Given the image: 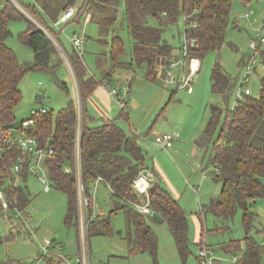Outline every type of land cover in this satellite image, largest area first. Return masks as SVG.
Returning a JSON list of instances; mask_svg holds the SVG:
<instances>
[{"label":"trees","instance_id":"1","mask_svg":"<svg viewBox=\"0 0 264 264\" xmlns=\"http://www.w3.org/2000/svg\"><path fill=\"white\" fill-rule=\"evenodd\" d=\"M120 1L82 0L76 7L78 0H33L31 3L21 0L62 44L52 22L57 20L59 14L67 7L74 6L76 12L65 23V27L71 22L80 23L74 21V18L84 7H88L92 15H96V21L104 34L114 26L118 18ZM123 2L132 39L133 60L139 68L145 69V77L154 81L158 76L157 65L165 64L175 56L174 46L163 37L166 26L177 24L182 18L183 35L188 41V58L196 56L200 59L210 51L220 49L225 43L233 0H123ZM19 19L25 20L28 25L20 34V39L33 50L34 57L29 62H21L15 50L7 42L12 36L10 23ZM154 21H158V24ZM182 48L180 47L179 54ZM66 51L74 67L82 99L81 162L87 194L92 196L93 182L98 175H101L109 183L115 209L124 210L128 225L126 239L130 250L147 251L157 260V236L147 219V214L141 213L133 206L134 202L144 203L149 199L151 208L158 211L168 222L176 248L185 263L190 253L188 213L168 189L159 183L151 184L148 197L135 191L133 188L135 178L141 170H148L145 166V152L138 142V135L134 131L126 132L117 119H103L100 125H91L93 120L85 112V103L87 95L95 88L98 80L93 73L88 75L90 71L86 67L83 54L80 55L75 49L73 52L67 49ZM122 52L123 42L120 36L115 34L112 46L114 68L121 66ZM259 52L264 64V50L261 49V45ZM64 61L54 42L42 29L11 0H0V123H12L16 120L14 110L23 97L20 82L28 71L44 70L57 76L56 72ZM132 62L126 63L133 67ZM255 68L256 66L253 69ZM260 84L261 92L258 97L247 95L235 111L228 107L227 119L220 134L222 137H219L212 147L210 159V163L215 167L212 177L222 183L221 189L209 203L200 207L202 213L210 212L215 217L224 218L233 216L241 209L242 224L246 231L251 228L252 221L256 217L249 209V205L264 197V74ZM60 85L65 90L68 89L66 81H60ZM211 89L224 99H227L233 91L229 74L218 62L212 68ZM209 109L207 125L200 138L202 141L213 135L222 112L215 103H211ZM77 118V104L73 98L58 112L55 120L50 111L40 115L32 134L43 144L49 142L55 147L54 156L47 160L51 182L53 186L68 195L66 222L68 225L74 223L78 231L74 172ZM221 138L224 140L219 143ZM14 156L15 154L10 152L0 158V182L9 175V167ZM9 192L18 200L20 209L25 208L30 202L27 188L23 186L11 188ZM91 211L93 212V209ZM88 228L90 244V237L94 234L111 232L110 215L102 218L100 222L97 218H92ZM236 241L231 240L224 249L241 250L240 242L236 243ZM244 241V252L234 264L264 263V242H258L249 235H246ZM222 261H219V264H224ZM0 264H19V262L0 260Z\"/></svg>","mask_w":264,"mask_h":264},{"label":"rangeland","instance_id":"2","mask_svg":"<svg viewBox=\"0 0 264 264\" xmlns=\"http://www.w3.org/2000/svg\"><path fill=\"white\" fill-rule=\"evenodd\" d=\"M32 1L23 0L25 3H31ZM81 2L82 0H78L76 7ZM88 15L91 16V20L84 23ZM96 19V15L93 16L91 10L84 7L74 18V21H80V23L71 22L63 32L60 29L65 26V23H61L55 27V31L69 52L74 51L70 38L74 36L75 32L80 37H85L83 48H81L83 59L87 69L98 79L102 78L106 69H109V73L116 71L115 82L117 80L123 83L127 75L136 77V81L139 80V83L133 84L131 90L132 98H136V105H134L139 106L141 109V111L138 108L134 110L133 114L136 117L135 112L138 114L142 112L143 107L152 98L154 90L157 91L156 87L161 89L164 87L159 86V84L163 85L162 70L166 63L157 65V74L162 77L159 79L160 81L147 80L146 85L140 86L143 84L142 78L146 74L145 69L139 68L132 57V39L125 17L123 0L120 1L118 18L107 33L103 34L101 32ZM154 22L158 24V21ZM27 26V22L22 19L11 22L9 26L12 36L7 39V42L15 50L21 62L32 61L34 57L33 50L20 39V34L27 29ZM183 30L184 20L181 18L177 24L166 26L163 35L174 46L175 55L179 54L180 47L182 48L185 44ZM115 34L120 36L123 42V52L120 58L121 66L116 68H114V60L112 59ZM259 34L264 37V0H233L230 24L222 47L210 51L204 57H200L199 71L195 75L194 82L190 83L189 86L177 88L175 84H171V88L165 90V98H163V95L162 97L158 96L157 99H154V97L152 109L150 110L152 116L144 124L143 130L136 128L138 140L145 152V165L151 171L154 158L159 159L166 165L167 175L175 185L178 195L176 198L188 213L190 253L186 262L184 263L180 257L166 220L163 222L150 220L158 239V262L147 251H131L126 239L128 225L124 210L115 209L109 188L105 183L101 182L99 184L97 180H94L91 189L93 190L98 184L99 186L98 190L94 189L96 193L93 218H97L100 222L102 218L110 215L112 229L111 232L96 233L90 237L92 264H199L197 256L202 234L206 243L214 250L215 255L223 259L224 264H234L232 257L234 254L238 255L240 249H224L231 240H237L236 243L240 242L242 250L245 249L244 238L246 235L253 237L258 242H264V197L249 205V209L255 213L256 217L252 221L251 228L247 231L242 224L241 209L228 218L215 217L210 212L202 213L200 209L201 205L204 206L209 203L210 199L215 197L221 189L222 183L215 181L212 177L215 167L210 163L211 151L219 137H222L220 134L227 119L228 107L231 108L236 103V94L239 90L238 81L244 72L242 68L243 61L248 60L250 56H254L257 63L256 68L249 74L248 82L244 84V88H250L252 97L260 95V79L264 74V64L259 50L255 51L250 44L252 39H256ZM261 49L264 50V42ZM60 56L63 57L61 53ZM177 57H180L182 62L184 61L183 53H180ZM130 61H133V67L126 63ZM217 62L229 74L233 83V91L227 99H224L219 93L212 92L211 89V72ZM56 74L57 76L49 71L35 69L28 71L23 76L20 82L23 97L14 110L16 120L21 121L30 114L31 108L42 105L52 112L53 120H55L58 112L70 100L75 98L73 79L65 61ZM60 81L67 82V90L61 87ZM39 82H42V84H39ZM120 86H128V84ZM170 93L173 98L166 105ZM161 98L162 101L160 102ZM118 99L121 101L120 98ZM209 102L217 104L222 109L209 148L204 152L199 151V156H195L193 154L194 141L188 140L189 146L184 147L186 141L180 146L179 152L175 154L174 161L179 163V166L172 163L173 154H168L169 157L164 153L158 154V150L160 152L167 150L155 144L156 133H148L157 113L161 110L168 115L170 120L185 123L188 132L193 133L202 127L205 117L208 119ZM127 124L129 122L123 123V127L126 132H131L130 128H127ZM145 136H148V138ZM222 139L219 143H222ZM50 185V190L47 191L45 184L34 174H30L22 182V186L27 188L30 202L25 208L20 209L21 216L18 214V210L13 207H10L7 211L2 209L0 212V260L26 261L28 264H68V261H75V256L78 253L79 230L77 231L74 223L68 225L66 222L68 195L53 186L52 182H50ZM161 186L168 188L166 182H163ZM92 190L91 192L94 193ZM100 213L105 214L97 216ZM77 222L79 229V219H77ZM203 228L204 233H202ZM45 237L59 239L62 244L60 246L53 245L52 253L45 254L40 251L39 244V241Z\"/></svg>","mask_w":264,"mask_h":264},{"label":"built area","instance_id":"3","mask_svg":"<svg viewBox=\"0 0 264 264\" xmlns=\"http://www.w3.org/2000/svg\"><path fill=\"white\" fill-rule=\"evenodd\" d=\"M11 2L23 12L31 21H33L40 29H42L47 36L54 42L59 52L62 54L68 68L70 70L73 86L75 92V101L77 104L78 118L75 127V164L74 172L76 179V191L78 195V219H79V244L78 253L75 256V261L68 264H92L90 257V244L88 240V227L89 221L94 217L93 212L90 213V209L95 207L94 199L95 194L92 193V198L86 193V187L82 175V162H81V137H82V114L83 106L80 96L79 82L72 66L69 55L63 44L57 38V36L51 32V30L37 17H35L28 8L21 2V0H11ZM76 12L74 6H69L62 11L57 20H51L52 24L57 27L61 23H66L71 19ZM65 30V26L60 29L61 32ZM192 41H194L192 39ZM264 42V37L259 34L256 39H252L251 46L255 51L259 50V46ZM70 43L73 48L80 54H83L81 48L84 45V37H80L77 32L70 38ZM188 41L185 40V44L180 51L183 53L184 61L180 60L178 55L171 57L164 65L163 73V88L168 89L171 84L177 85V88H185L194 82L195 75L199 71L200 59L196 56L188 58ZM256 54V53H255ZM256 59L254 56H250L248 60L243 61V75L239 81V90L236 94V103L231 106V110L235 111L237 106L243 101L247 95L251 94L249 87L244 88V84L248 82L249 73L256 66ZM161 77V78H162ZM42 84V82H39ZM112 96L120 98V104L123 108H127L128 101L126 96L130 89L129 86L108 87ZM48 108L45 106L33 107L30 109V114L23 118L21 121L15 120L12 123H0V158L7 153L12 152L15 154L14 160L9 167V175L0 182V204L3 211H7L10 207L18 210V214L21 216L18 200L13 198L9 192L11 188H18L22 186L23 180H26L30 174L38 177L44 184L47 191L50 190V174L47 165V160L54 156L55 147L47 142L43 144L38 137L32 134L35 125L40 118V115L46 114ZM135 134L136 130H133ZM148 138V136H145ZM176 140L175 132L168 131L162 133H156L154 142L162 149H170ZM150 172L146 169L140 171L138 176L133 182V188L140 194L149 195V189L151 182L149 179ZM97 182L105 181V179L98 175L96 177ZM11 187V188H10ZM133 206L143 214L149 215L153 210L150 206L149 199L146 202H134ZM40 251L48 254L52 253L51 249L54 246H60L62 242L54 237H45L39 241ZM242 253L238 255L234 254L232 261L238 262ZM223 259L215 255L214 250L206 243L205 238L199 241L198 261L199 264H219V261ZM223 263V261H222ZM28 264V263H27ZM34 264V263H33Z\"/></svg>","mask_w":264,"mask_h":264},{"label":"crops","instance_id":"4","mask_svg":"<svg viewBox=\"0 0 264 264\" xmlns=\"http://www.w3.org/2000/svg\"><path fill=\"white\" fill-rule=\"evenodd\" d=\"M61 13L59 15H61ZM89 20H91V16L88 15L85 18L84 23H86ZM84 41H85V37H84ZM105 69H103V70H105ZM121 70H123V69H121ZM91 74H92L91 72L88 73V75H91ZM115 74H116V71H111L109 73V69H106L105 72L103 73L102 78L98 79L95 76L98 80V83L95 86V88L87 95L86 103H85V110H86L85 112L93 120L91 122V125L92 126L100 125L102 123L101 121L103 119H107V120L117 119L120 126L124 130H125V128L123 127V123H126V122H129V124H127V128H130V131H132V132L134 129L136 130V128L139 130H143L144 124L147 123V120L149 119V117L152 116V113L150 110L152 109L151 107H152V103L154 102V99H157L158 96L162 97V95H163V98H165V96H164V94L166 93L165 90H168L169 88H171V86L168 89L165 88L164 90H163V88L161 89V88L156 87L157 91L154 90L152 98H150L148 100L149 103L145 107H143L142 112H140L139 114L135 112L136 117H134V114H133L134 110L136 108H138L141 111V109L139 108V106H135L136 105V103H135L136 98L135 99L132 98L131 90H132L133 84L136 82L139 83V80L137 79V81H136V77H134V76L130 77L126 74L127 78L124 80L123 83L120 81H117V80L115 82L114 81ZM157 75H158L157 80H154L155 82L160 81L159 79L161 78L159 76V74H157ZM147 80L148 79L146 77H143L142 78L143 84H141L140 86L146 85ZM123 84L124 85L128 84L129 89H130L128 95L126 96L127 101H128V106L126 109L127 111L123 109L122 105L119 102V99L115 98L114 96L111 95L109 88H108V86L119 87L120 85H123ZM159 86L162 87V84H159ZM172 98H173V96L170 93V97L168 98L166 105L169 103L170 100H172ZM131 100H133V102H131ZM159 101L161 102L162 98ZM211 103L212 102L208 103V108H209ZM208 112L210 114V109H208ZM127 117H128V119H126ZM208 118H209V115H208ZM207 121H208V119H207V117H205L202 127L200 129H197L193 133H191V132L189 133L185 123H177L176 121L170 120L168 115L160 110L157 113L156 117L154 118L152 124L150 125L148 133H154L155 134L158 132H168V131L175 132L176 140H175L173 146L170 149H168L167 151H165V152H169V153L160 152L159 150L157 151V153L158 154L159 153L167 154L168 157H169L168 154H173L174 158L173 159L171 158V161H172V163H175L177 166H179V163L174 161L175 160V154H177L179 152L180 146L183 145L184 143H186V141H187V143L185 144L184 147L189 146L188 140L194 141L193 154L195 156H199V153H200L199 151L204 152L209 148L212 136L210 138H207L204 141H202L200 139L202 132L207 125ZM166 123H168V124L166 125ZM138 142H139V140H138ZM139 144H140V142H139ZM210 159H211V157H210ZM165 167H166V165L164 163H162L159 159L154 158V163H153V167H152L151 171L146 166V168L150 172V176H149L150 182H151V184L152 183H159V184L161 183L162 184L163 182H166L167 187H168L166 189H168V191L176 198V196H178V195L176 193L175 185H174L173 181L168 177L167 170L165 169ZM101 182L106 184V186L109 188V191L111 194L109 183H107L106 180L105 181H99L98 183L100 184ZM99 184H98V186H99ZM98 186L96 185L94 187V189L98 190ZM94 189L93 190L91 189L94 192L93 194L96 193ZM91 194H92V192H91ZM92 209L94 212V208H92ZM104 214L105 213H100L97 216H102ZM147 219H148L149 223H150V220L155 221L154 219H152L150 217V214L147 215ZM239 252H241L243 254L244 250L241 249Z\"/></svg>","mask_w":264,"mask_h":264},{"label":"water","instance_id":"5","mask_svg":"<svg viewBox=\"0 0 264 264\" xmlns=\"http://www.w3.org/2000/svg\"><path fill=\"white\" fill-rule=\"evenodd\" d=\"M150 217L157 222H163L164 221V217L156 210L151 211ZM19 264H27V263H26V261H21V262H19Z\"/></svg>","mask_w":264,"mask_h":264}]
</instances>
